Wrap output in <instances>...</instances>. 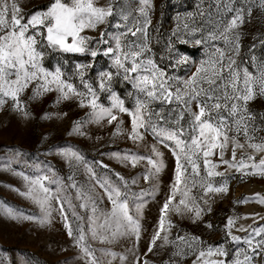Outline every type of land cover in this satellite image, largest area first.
Masks as SVG:
<instances>
[{"label": "snow or ice", "instance_id": "1", "mask_svg": "<svg viewBox=\"0 0 264 264\" xmlns=\"http://www.w3.org/2000/svg\"><path fill=\"white\" fill-rule=\"evenodd\" d=\"M117 3L118 0H108L105 5L98 6V0H51L46 10L26 15L20 0H0V110L11 101V110L29 119L31 113L23 99L26 91L32 89L29 99L55 91L58 93V104L75 99L79 107L88 109L85 119L77 120L69 133L80 136L86 135L84 128L87 124L99 125L103 121L111 124L116 121L114 110L126 113L131 117L128 139L134 143L142 142L145 133L151 132L155 140L171 151L176 162L174 178L159 210L147 252L171 245L176 249L174 256L183 257L186 251L198 253L193 264H256V257L264 258V225H240L236 230L246 235H233L236 221L248 217L230 216L224 225L226 236L233 243L245 245L236 248L231 260L227 259L229 251L224 246H208L205 249L201 247L204 242L197 236L177 234L170 239L172 229L176 227L170 214H192L194 219H200L205 211L201 201L203 205H208L210 196L228 193L230 177L226 172L229 169L240 173L241 178L264 176V155L258 163L255 162L256 153L264 154V137L256 142L255 135L264 130L256 124L258 119L264 123V115L257 116L250 108V102L257 96L264 97V61L257 62L253 57L254 71L247 66L242 67L237 61L240 29L246 17L251 18L252 6L233 9L226 5V11L234 14L230 19H222L207 37L201 35L196 38V33L200 31L196 27L197 14H188L186 22L178 25L169 39V64L176 69L188 63L189 58L177 47L178 44L203 45L206 58L199 61L194 73L181 79L170 75L152 56L148 38L152 0H138L135 6L125 2L117 7ZM197 7L199 9V5ZM257 7L264 11V0H259ZM198 14L202 16L203 10ZM114 16H119V22L112 25L115 32H100L99 39L95 41L84 34L86 30L96 31L101 25L109 24ZM47 50L88 55L93 61L102 55L109 58L111 69L115 71L98 72L94 84L86 79V73L94 67L93 63H78L72 75H66L59 66L54 70L44 67ZM114 77H122L135 89L136 99L132 109L125 107L124 101L112 91ZM74 78L79 80L81 87L73 82ZM104 92L110 93L111 107L99 102V93ZM153 105H159V111ZM44 118L51 117L46 113ZM119 132L117 127L114 135ZM241 136L245 143L240 142ZM229 145L230 160L225 159ZM246 146L252 154L241 155L237 159V150H244ZM150 151L152 155L149 156L118 152L111 155L122 164L131 163L133 167L146 160L147 168L142 178L147 183L157 179L165 166L163 153L155 144ZM57 154L70 167H84L89 179L102 190L100 202L106 198L110 209L102 210L97 198L78 186L72 177L68 178L72 182L65 184L50 165L41 167L37 164L31 175L14 173L24 181V190H13L32 201L40 214L24 215L7 205H0V214L44 227L51 224L53 213H58L68 238L78 249L77 259L83 264H105L104 257H116V253L107 248L99 249L101 255L98 256L92 242L110 245L120 239L132 238L133 249L130 251H133L135 264H149L146 259L141 262L136 251L142 233L143 198L151 193L143 189L138 194L132 192L128 181L119 173H115V182L98 177L95 168L72 147L62 148ZM19 155L16 153V156ZM213 157H218V162ZM95 163L101 168L108 167L102 161ZM222 165L225 166L224 172L218 171ZM10 167L11 161L5 170ZM136 183L133 179L132 185ZM73 189L78 204L69 198L68 193ZM250 199L264 204V196L259 194L239 202L247 203ZM207 211H211L210 206ZM207 226L213 227L211 224ZM119 259L124 262L127 257L122 255ZM25 264H31V261Z\"/></svg>", "mask_w": 264, "mask_h": 264}, {"label": "rangeland", "instance_id": "2", "mask_svg": "<svg viewBox=\"0 0 264 264\" xmlns=\"http://www.w3.org/2000/svg\"><path fill=\"white\" fill-rule=\"evenodd\" d=\"M108 0H98V6H103ZM125 2L135 6L138 0H118L117 7ZM51 0H20L23 12L31 14L36 11L46 10ZM153 9L150 13L151 25L148 29L149 42L152 47V56L159 63L160 67L165 68L170 75L179 76L181 79L189 77L195 72L201 59L205 57V47L189 43L187 45H177L181 52L189 58L186 65L173 69L168 60V42L172 38V32L178 25L182 26L189 13L197 14L195 16L196 27L200 30L196 33V38L201 35H207L214 31L222 19H230L234 13L226 11V5L233 9L241 6H252L251 18L246 17V22L241 26L240 33V55L237 57L241 66H247L250 71H254L252 58L256 61H264V11L257 5L259 0H152ZM199 5V9L198 6ZM203 10V15L198 12ZM119 22V16L110 18V23L101 25L96 31L86 30L85 35L91 37L93 41L99 39L100 32H115L112 26ZM219 43V42H217ZM95 47V43L92 45ZM78 63H93L94 67L86 73V79L89 82H96V77L100 71L111 69V61L108 57L98 56L93 61L88 55L65 54L55 50H47L43 60L44 67L54 70L57 66L61 67L66 75H72L74 66ZM78 87H81L79 80L73 81ZM112 91L119 96L125 103V107L132 109L134 107L136 92L129 81L122 77H114L111 84ZM83 90V89H81ZM32 96V89L26 91L23 99L31 118L24 119L19 114L11 110L9 101L3 110H0V205H7L24 215H39V208L30 200L22 197L13 189L24 190V181L14 173L24 172L31 175L35 172V165L41 167L50 165L57 175L69 184V177L75 183L86 191H90L97 198L98 206L102 210L110 209L102 190L95 186L94 181L88 177L83 166L70 167L64 158L57 153L60 149L72 147L78 151L87 164L92 165L97 176L100 178H109L116 181L115 173H119L128 181L131 191L140 193L143 189L150 192L143 199L145 201L141 213L142 233L138 243L140 261L148 260L149 264H193L196 260V254L186 251V254L174 256L176 251L171 245L164 248H155L152 253L147 252L151 235L157 225L160 208L169 193V189L174 178L175 157L171 151L155 140L151 132L145 133V139L142 142H133L128 139L131 132V117L126 113H120L114 110L117 120L111 124L103 121L101 124H87L84 131L86 135H70L73 124L77 120H84L88 109L79 107L78 100L62 101L57 103L58 93L50 91L35 99H29ZM99 102L105 107H111L110 93H99ZM159 111V105H153ZM250 108L257 116L264 115V97L257 98L250 102ZM167 113V108L165 109ZM51 118L45 119V114ZM67 113V115H63ZM175 119V116L172 117ZM122 122V123H121ZM257 127L264 129V123L258 119ZM117 127L120 132L117 133ZM143 132L144 130L141 129ZM257 141L264 137V130L256 132ZM240 142L245 143L243 137ZM155 144L158 151L163 153L164 168L159 177L153 181L145 182L143 174L147 168V161H139L135 167L131 163L122 164L112 157V153H136L137 155H152L150 149ZM16 153H20L16 156ZM252 154V150L245 147L244 150H237V159L241 155ZM264 154L256 153L255 162H259ZM14 157V159H13ZM155 158V157H153ZM225 159H231V145L225 153ZM218 162V157H213ZM11 161L9 170L5 166ZM102 161L108 167L101 168L95 162ZM218 171L224 172L225 166L218 168ZM226 175L229 179V191L226 195H212L209 198V204L201 205L205 211L200 219H194L192 214L179 216L174 212L170 214V219L176 225L172 229L170 239H174L177 234L197 236L203 241L201 247L224 246L229 251L228 260L232 259L237 245L226 236L224 225L230 216L248 217L236 221V227L233 229V235L244 237L245 232L237 231L240 225L253 227L264 225V204L250 199L247 203L239 202L244 198L255 197L256 194L264 196V176L249 175L241 178L240 173L234 169H229ZM137 183L132 185V180ZM220 182V178H216ZM155 187V191H152ZM195 191V190H194ZM73 203L75 200V190L68 193ZM210 206L211 211H207ZM78 212L82 210L77 209ZM71 218V213L69 212ZM213 227L209 228L207 225ZM133 240L120 239L110 245H102L92 242V246L97 249V255L101 253L99 249L107 248L116 253V257H104L105 264H135L133 255ZM159 244V241L157 242ZM126 256L127 260L122 262L119 257ZM78 249L73 246L63 226V220L58 213H53L52 222L49 225L40 227L32 221L14 220L8 216L0 214V264H25L31 261V264H83V261L77 259ZM256 264H264V258L256 257Z\"/></svg>", "mask_w": 264, "mask_h": 264}]
</instances>
